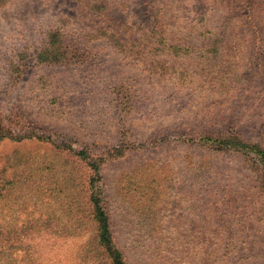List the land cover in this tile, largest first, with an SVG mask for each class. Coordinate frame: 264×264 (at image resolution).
Wrapping results in <instances>:
<instances>
[{"label":"rangeland","instance_id":"obj_1","mask_svg":"<svg viewBox=\"0 0 264 264\" xmlns=\"http://www.w3.org/2000/svg\"><path fill=\"white\" fill-rule=\"evenodd\" d=\"M0 115L1 260L118 264L96 187L122 264H264V0H0Z\"/></svg>","mask_w":264,"mask_h":264},{"label":"trees","instance_id":"obj_2","mask_svg":"<svg viewBox=\"0 0 264 264\" xmlns=\"http://www.w3.org/2000/svg\"><path fill=\"white\" fill-rule=\"evenodd\" d=\"M61 47V42L55 43V41L51 40L50 44L43 48L38 54H36V58L40 62H55L56 58H59V50ZM15 138L14 133L12 132L10 126L5 122V119L2 115H0V141L4 138ZM237 144H240L239 149H243L245 151L253 150L255 151L259 157H258V164L261 166V169L263 170L264 174V146L262 144H251L244 142L243 144L241 142H236ZM99 193L97 192V188L95 187L92 189L91 194V201L93 202V208H94V214L95 219L98 223L97 228V240L101 242V244L105 247V249L111 254L117 261L118 264H122V254L119 251V249L116 247L114 239L112 237L111 231L109 229V221H108V215L105 212V208L103 204H101L102 199L100 198ZM52 221L50 217L48 218V221L44 224L46 227H59L64 226L62 224V221H59L57 226H53L51 224ZM60 229V228H59ZM62 230H66V227H62ZM55 234H57L56 231H54ZM28 249V255L29 251L31 254V258H29V264H38L35 261L34 257V251L32 248L27 247ZM16 264V261L14 258L9 257L6 261H3L0 259V264Z\"/></svg>","mask_w":264,"mask_h":264}]
</instances>
